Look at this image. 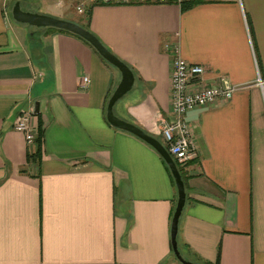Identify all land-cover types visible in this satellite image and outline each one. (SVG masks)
Masks as SVG:
<instances>
[{
	"label": "crops",
	"instance_id": "1",
	"mask_svg": "<svg viewBox=\"0 0 264 264\" xmlns=\"http://www.w3.org/2000/svg\"><path fill=\"white\" fill-rule=\"evenodd\" d=\"M7 1L0 0V264H178L169 171L150 146L105 119L120 74L74 36L15 24ZM43 6L41 14L88 26L133 69L134 86L114 114L161 143L160 118L172 120L166 45L179 42L182 58L203 66L208 80L224 76L237 87L229 102L185 116L197 151L183 169L177 242L198 264H264V0H202L186 11L92 5L83 15L71 0ZM35 104L39 165L28 161L36 142L13 129Z\"/></svg>",
	"mask_w": 264,
	"mask_h": 264
},
{
	"label": "built area",
	"instance_id": "2",
	"mask_svg": "<svg viewBox=\"0 0 264 264\" xmlns=\"http://www.w3.org/2000/svg\"><path fill=\"white\" fill-rule=\"evenodd\" d=\"M202 0H77L75 10L83 15L87 6L92 5H126L135 3L165 4H197ZM170 56V106L171 121L160 118V137L162 144L172 157L175 164L187 166L195 157L197 146L191 126L185 116L194 110L209 108L229 102L237 87L224 76L213 80L206 78L207 70L200 65L185 61L181 56L179 42L165 46ZM90 83L89 78L81 79L80 88L85 89ZM260 87L263 86L260 84ZM34 111L30 109L17 116L13 129L25 136L27 144L37 138L36 129L31 124Z\"/></svg>",
	"mask_w": 264,
	"mask_h": 264
},
{
	"label": "water",
	"instance_id": "3",
	"mask_svg": "<svg viewBox=\"0 0 264 264\" xmlns=\"http://www.w3.org/2000/svg\"><path fill=\"white\" fill-rule=\"evenodd\" d=\"M11 17L12 20L17 24L26 25L37 29H54L64 31L79 37L80 39L85 41L103 61H105L109 66L118 71V73L120 74V81L112 92L106 104V122L112 128L128 133L150 146L165 163L173 179L177 192V200L170 222V245L172 254L179 264H194L183 259L178 250V225L186 202L185 186L178 167L159 140L146 134L137 126L119 119L114 114V106L116 105V103L120 101L126 94H128L134 86L135 77L132 71L126 64H124L112 53H110L93 34L73 22L43 14L41 15L23 12L20 9L19 2H16L13 5V8L11 10ZM36 114H38V104H35L34 107V115Z\"/></svg>",
	"mask_w": 264,
	"mask_h": 264
},
{
	"label": "trees",
	"instance_id": "4",
	"mask_svg": "<svg viewBox=\"0 0 264 264\" xmlns=\"http://www.w3.org/2000/svg\"><path fill=\"white\" fill-rule=\"evenodd\" d=\"M200 3V2H199ZM194 4H182V5H180V7H181V10L182 11H186V10H188L189 8H191L192 6H193ZM90 16V15H89ZM89 19V18H88ZM82 28H84V29H86L87 31H89V29H88V26H81ZM48 31H51V32H59V33H62V34H68V35H70V36H74V35H72V34H69V33H67V32H64V31H59V30H54V29H47ZM90 32V31H89ZM75 38H77V39H79V40H81V41H83L82 39H80L79 37H77V36H74ZM33 40H34V45H33V47H32V52H33V50H37V45H36V38H33ZM85 44H87L85 41H83ZM88 45V44H87ZM89 46V45H88ZM104 63H106L105 61H104ZM107 64V63H106ZM128 68L132 71V73L133 74H135L134 72H133V69H131L129 66H128ZM42 139H43V131L40 129V131H39V134H38V136H37V138H36V140H35V142H36V146H35V149H34V151L33 152H31V153H29L28 154V161H30L29 163H36L37 165H39L40 164V161H41V149H42ZM161 159V158H160ZM162 160V159H161ZM162 162H163V160H162ZM164 163V162H163ZM164 165H165V163H164ZM166 166V165H165ZM176 166L178 167V170H179V172H180V174H181V178H182V181L184 182V186L186 187V178H185V175H184V173H183V169L186 167V166H179V165H177L176 164ZM167 168V167H166ZM37 169H38V167H37ZM167 170H168V168H167ZM169 171V170H168ZM171 176V175H170ZM171 179H172V177H171ZM172 182H173V179H172ZM173 184H174V182H173ZM174 211V210H173ZM180 248H181V246H179ZM173 255V254H172ZM175 258V257H174ZM216 264H218V262L216 263Z\"/></svg>",
	"mask_w": 264,
	"mask_h": 264
},
{
	"label": "rangeland",
	"instance_id": "5",
	"mask_svg": "<svg viewBox=\"0 0 264 264\" xmlns=\"http://www.w3.org/2000/svg\"><path fill=\"white\" fill-rule=\"evenodd\" d=\"M51 1H55V0H51ZM62 1H64V0H62ZM75 1H77V0H71V2H73L74 4H75ZM16 2H19L20 9L23 12L32 13V14H41V13H43V11H45L44 10V6H43V0H8L7 4H6L7 5V14H8V17L10 18V20L12 22H14V21L12 20V17H11V10L13 8V5ZM43 15H45V14H43ZM114 113L116 114V105L114 106ZM178 250H179L180 254L182 255V258L187 260L186 259L187 257L183 254V252H182L180 247H178ZM172 257L174 258L173 255H172ZM188 262L194 263V264H198V263L191 262V261H188Z\"/></svg>",
	"mask_w": 264,
	"mask_h": 264
}]
</instances>
